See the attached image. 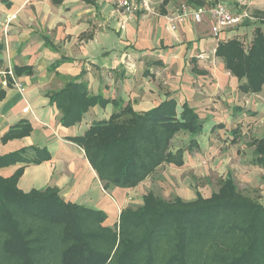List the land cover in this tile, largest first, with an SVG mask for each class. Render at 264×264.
Masks as SVG:
<instances>
[{
    "label": "crops",
    "instance_id": "0c3cea01",
    "mask_svg": "<svg viewBox=\"0 0 264 264\" xmlns=\"http://www.w3.org/2000/svg\"><path fill=\"white\" fill-rule=\"evenodd\" d=\"M147 2L150 10L139 5L121 30L120 17L109 0H0V155L27 146L45 147L50 152L49 159L39 163L0 166V175L9 177L22 167L17 181L23 191L56 187L66 201L103 210L108 218L104 224L114 225L128 203H142L143 187L149 180L106 191L85 150L69 137L82 134L93 122L107 119L125 104L144 111L164 99L175 98L178 109L185 101L202 120V132L196 138L201 148L196 152L185 149L183 153L185 164L206 161L207 166L192 169L195 177L208 178L197 192L203 193L209 181L232 176L243 192L257 190L258 200L264 203V165L254 164L252 154L231 158L230 148L228 154L222 152L218 131L214 132L236 124L264 131V121L256 125L257 110L248 106L249 93L238 90L237 78L215 55L218 39L243 34L236 27L248 23L255 26L256 13H264V0ZM216 2L233 11L245 10L252 20L225 28L217 38L210 29L213 20L205 13L199 22L191 15L169 21L183 9L190 13ZM109 43L120 51L109 50ZM75 79L84 80L90 93H101L110 102L96 104L78 122L63 126L61 112L48 96ZM15 83L23 85L24 90L20 92ZM24 106L27 111H23ZM23 122L30 125L29 133L2 140L9 128ZM172 143L175 147L183 145L175 139ZM228 143L238 147L232 138ZM213 148L217 151L208 154ZM214 161L216 169L208 165Z\"/></svg>",
    "mask_w": 264,
    "mask_h": 264
},
{
    "label": "trees",
    "instance_id": "16d2710c",
    "mask_svg": "<svg viewBox=\"0 0 264 264\" xmlns=\"http://www.w3.org/2000/svg\"><path fill=\"white\" fill-rule=\"evenodd\" d=\"M256 15L248 41L235 34L218 39L215 49L244 93L259 92L264 84V13ZM48 97L63 126L110 102L90 93L82 79ZM30 129L23 122L1 138ZM201 130L202 120L187 102L178 109L175 98H168L144 111L120 106L69 139L85 150L104 188H127L163 163L182 165L184 150L198 147ZM230 130L236 142L240 130ZM184 132L188 141L175 147L172 139ZM249 144L252 162L264 165V135ZM49 157L45 147L27 146L0 155V166ZM21 172L22 167L9 177L0 175V264H264V203L238 188L232 176L209 196L197 192L193 199L175 195L168 201L148 191L141 204H128L114 225H105L103 210L66 201L56 187L23 191L17 181Z\"/></svg>",
    "mask_w": 264,
    "mask_h": 264
},
{
    "label": "rangeland",
    "instance_id": "374dc122",
    "mask_svg": "<svg viewBox=\"0 0 264 264\" xmlns=\"http://www.w3.org/2000/svg\"><path fill=\"white\" fill-rule=\"evenodd\" d=\"M113 24L115 26V22ZM255 24H257V23H255ZM253 28H254V25H250L248 27H246V26L236 27L237 30L240 29L242 31L241 33H243V34H241L242 35L241 37L243 38V40H246V41H248L251 38L252 33H253ZM112 35L113 36H111V37L113 38V40L115 39V42H116V38H117L116 34L113 33ZM107 47L109 50L113 48V49H115V51H120V49H118L117 47L112 46L111 43H109L107 45ZM98 51H100V50H98ZM97 52H96V54H97ZM98 54H100V53H98ZM114 54H119V52H114ZM249 95L250 96L248 98V100H249L248 106L251 109L257 110L256 113H254V115L257 117L256 125H259L264 121V106L262 107V105H264V84H263L262 89L259 92H255L252 94L249 93ZM242 113H243V111H241L240 115H242ZM236 126H238V128L240 130V135H239V137H237L238 143L236 144L238 147H235L234 145H233V147H231L230 144L232 142L225 144V142H228V140H230L233 137V134L230 130L231 128L223 129L224 126H222V129L220 131L214 130V132L218 131L217 132L218 134L216 135L218 137L217 143L219 145H221V148L224 149V151H222V152H226V154H228V152L231 153V155H230L231 158H235L236 156H239V158H241V159L244 156L249 157V155L252 154L251 152L253 150V146H251L249 144V142L251 141V139H253L255 136H257V134L264 135V131L260 133L256 129H254V130L245 129V127L242 124H236ZM236 126L233 125L232 128H234ZM217 137H216V139H217ZM173 139H175V141L178 145L183 144L182 146H184V143H186L188 141V135L185 134V132L179 133ZM173 139H172V141H173ZM201 141L204 144H206V142H204L205 140H201ZM222 144L223 145L225 144L226 147L225 146L223 147ZM197 146L198 147H195L193 149L194 152L199 151V149L201 148V146H199L198 143H197ZM227 150H228V152H227ZM216 151H217V149L215 148V150H214V148H213L212 150H210V152L208 151V154L211 152H216ZM194 152H193V154H194ZM183 161H184V159H183ZM205 162L206 161L199 160L198 164H195L194 161H190L189 164H185V161H184V163L182 164L183 165L182 169L180 168L181 165L179 166V165H176L174 163H173V165H171L172 162L163 163V165L161 164V166H158L153 173H150L149 175L146 176L145 179H148L149 182H146L144 184V187H143L144 194L147 193L148 191H151L152 193H154V195L159 196V197H161L165 200H168V201H171V199L174 198L176 194H179V196L184 200L193 199L194 197H196V194L198 191L197 189H200L199 188L200 186H204L206 181L208 180V178L202 177V176H200V178L195 177L192 169H196V168L200 169L202 167L207 166V165H205ZM208 165L212 166L211 167L212 169H214V168L216 169V162L215 161H214V163L209 162ZM214 165H215V167H213ZM145 179H143L137 185L142 184V182H144ZM223 179L224 178H216L213 182L209 181V183H207V184H209V187L204 188V191L201 189L203 191L204 195L207 194L209 196V193L212 190L213 191L217 190V188L220 185V182ZM100 181H101L102 187L104 188V182L101 179H100ZM236 186L238 188H240L237 183H236ZM112 188L113 187L109 186L108 188H104V189L106 191H109ZM248 189H250V188H248ZM248 189H246V190H248ZM255 191L256 192H254L250 189V190H248V193L251 196L257 197V195H258L257 190H255ZM203 193H201V194H203ZM128 204L139 205L138 203H134V202L133 203L131 202ZM89 208H91V207H89ZM104 221H107V220L104 219Z\"/></svg>",
    "mask_w": 264,
    "mask_h": 264
},
{
    "label": "built area",
    "instance_id": "2783aa9c",
    "mask_svg": "<svg viewBox=\"0 0 264 264\" xmlns=\"http://www.w3.org/2000/svg\"><path fill=\"white\" fill-rule=\"evenodd\" d=\"M109 2L115 6L118 12V16L120 17L119 28L121 30L125 27L127 20L129 18H132V16L135 14L139 5L145 8L147 11L150 10L147 0H109ZM203 13L212 18L213 23L210 29L212 35L216 38L225 28L238 26V24H241L246 20H252L251 15L247 13V11H233L224 3L222 4L221 2H216L210 4L206 9H198L190 13L183 9L180 14H177L174 17H169V21H178L180 19H185L189 15H191L194 21L199 22L202 18ZM172 27H174V25H172ZM8 73L11 75L12 79H14L12 70H9ZM15 84L20 92L24 90L23 85H21L20 83ZM27 110V106H24L23 111Z\"/></svg>",
    "mask_w": 264,
    "mask_h": 264
}]
</instances>
